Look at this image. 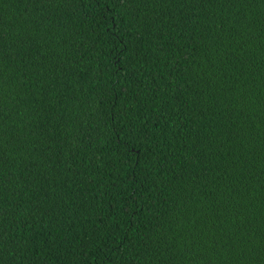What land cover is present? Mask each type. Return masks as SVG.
Wrapping results in <instances>:
<instances>
[{
  "label": "trees",
  "instance_id": "trees-1",
  "mask_svg": "<svg viewBox=\"0 0 264 264\" xmlns=\"http://www.w3.org/2000/svg\"><path fill=\"white\" fill-rule=\"evenodd\" d=\"M0 264H264V0H0Z\"/></svg>",
  "mask_w": 264,
  "mask_h": 264
}]
</instances>
